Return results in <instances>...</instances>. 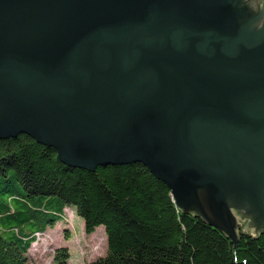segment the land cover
I'll return each mask as SVG.
<instances>
[{"label": "water", "instance_id": "water-1", "mask_svg": "<svg viewBox=\"0 0 264 264\" xmlns=\"http://www.w3.org/2000/svg\"><path fill=\"white\" fill-rule=\"evenodd\" d=\"M140 162L237 242L264 229V0H0V139Z\"/></svg>", "mask_w": 264, "mask_h": 264}, {"label": "trees", "instance_id": "trees-1", "mask_svg": "<svg viewBox=\"0 0 264 264\" xmlns=\"http://www.w3.org/2000/svg\"><path fill=\"white\" fill-rule=\"evenodd\" d=\"M71 206L86 234L105 229L106 254L88 264H264V229L245 230L248 220L237 219L232 249L227 235L180 211L168 186L140 162L85 170L29 135L0 139V264H28L35 235ZM69 259L59 247L52 263Z\"/></svg>", "mask_w": 264, "mask_h": 264}, {"label": "rangeland", "instance_id": "rangeland-1", "mask_svg": "<svg viewBox=\"0 0 264 264\" xmlns=\"http://www.w3.org/2000/svg\"><path fill=\"white\" fill-rule=\"evenodd\" d=\"M63 217L53 228L35 235L36 240L27 252L28 264H53V253L59 247L67 248L70 255L69 264H88L106 254L107 241L103 225L86 234L84 221L72 206L64 210ZM242 227L245 230L251 229L248 223ZM252 230L254 231L253 228Z\"/></svg>", "mask_w": 264, "mask_h": 264}]
</instances>
